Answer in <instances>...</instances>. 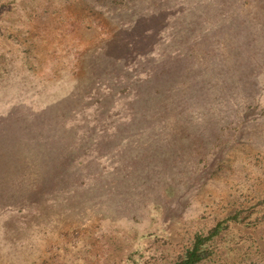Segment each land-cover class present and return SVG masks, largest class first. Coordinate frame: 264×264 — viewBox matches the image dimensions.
<instances>
[{"label": "rangeland", "instance_id": "obj_1", "mask_svg": "<svg viewBox=\"0 0 264 264\" xmlns=\"http://www.w3.org/2000/svg\"><path fill=\"white\" fill-rule=\"evenodd\" d=\"M264 264V0H0V264Z\"/></svg>", "mask_w": 264, "mask_h": 264}, {"label": "trees", "instance_id": "obj_2", "mask_svg": "<svg viewBox=\"0 0 264 264\" xmlns=\"http://www.w3.org/2000/svg\"><path fill=\"white\" fill-rule=\"evenodd\" d=\"M219 226L215 225L207 235L195 234L192 245L187 248L183 256L175 261L173 264H195L202 259L204 253L201 250V245L212 237L217 231Z\"/></svg>", "mask_w": 264, "mask_h": 264}]
</instances>
